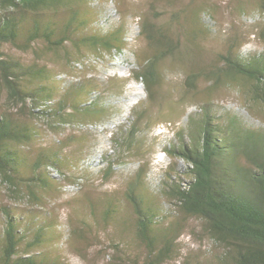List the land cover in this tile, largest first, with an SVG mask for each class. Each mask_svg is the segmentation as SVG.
<instances>
[{"label": "rangeland", "instance_id": "obj_1", "mask_svg": "<svg viewBox=\"0 0 264 264\" xmlns=\"http://www.w3.org/2000/svg\"><path fill=\"white\" fill-rule=\"evenodd\" d=\"M72 9L79 10L90 23L75 40L120 26L125 36L123 50L108 51L71 41L56 46L45 38L29 48L10 43L2 47L7 57L27 66H45L44 82L56 86L61 97L72 85L93 83L94 90L81 101L96 99L107 107L101 116H80L57 126L44 119L32 120L40 136L25 146V153L35 159L43 149L61 151L63 171L51 170L49 185L37 186L45 209L41 218L54 220L64 235L56 246H45L48 261L146 264L150 249L127 226L136 219L126 192L138 178L139 169L144 166V194L157 202L165 215L159 223L170 226L181 215L175 213L176 205L163 189L169 181L188 183L192 176L186 171L187 162L171 156L165 147L179 143L189 116L198 114L208 102L219 113H237L247 126L264 127V107L247 93L244 80L222 75L216 82L214 78L215 71L226 67L230 53H264V0H72L45 9L42 15H56L65 21ZM146 21L166 30L174 42L162 61L164 79L159 95L151 103L145 86L134 77L140 62L155 52L143 32ZM192 73L197 79L188 86ZM6 103L7 92L0 86V113L6 110ZM141 110L147 113L134 125ZM130 130L137 131V143L128 150L121 142ZM22 174L32 172L24 169ZM109 202L118 214L105 220ZM4 205L28 216L35 207L25 198L12 199L0 181V220ZM218 252L204 223L187 217L176 235L174 251L159 264L205 263Z\"/></svg>", "mask_w": 264, "mask_h": 264}, {"label": "trees", "instance_id": "obj_2", "mask_svg": "<svg viewBox=\"0 0 264 264\" xmlns=\"http://www.w3.org/2000/svg\"><path fill=\"white\" fill-rule=\"evenodd\" d=\"M71 1L0 0V86L7 92L6 110L0 113V181L12 199L25 198L35 206L29 210L30 216L18 215L10 205L2 206L0 264H55L59 261V258L48 261L45 246H56L62 235L54 220L41 218L45 209L37 186L49 185L51 170L63 171L61 151L43 149L35 159L25 153V146L40 136L32 120L44 119L57 126L61 122H74L80 116L95 118L107 111L96 99L81 101L84 94L94 90L93 83L72 85L61 97L56 86L44 82L47 79L45 66H27L7 57L2 50L5 43L29 48L43 38L56 46L71 41L108 51L123 50V27L87 35L77 41L79 32L90 25L79 10L72 9L65 21L56 15H42L45 9H56ZM30 13L35 17H30ZM143 32L155 52L140 62L134 77L145 86L151 103L159 95L164 79L162 61L174 42L166 30L157 28L151 21L144 23ZM261 35L264 38V29ZM224 65L225 68L214 72L216 82L222 75L244 80L247 93L264 107V53H230ZM37 79L39 82H34ZM196 79V73L190 74L187 85L193 86ZM146 113L147 110H141L134 125ZM134 132L127 131L121 142L128 150L137 143V131ZM165 151L185 160L186 171L192 176L188 183L169 181L163 189L165 196L176 205L175 213L178 211L181 217L170 226L159 223V218L164 219L165 215L159 204L144 194L147 187L142 177L144 166L126 192L136 219L127 226L148 245L151 262L147 259L146 264H159L174 251L176 235L187 217L200 219L219 249L212 259L199 264H264V127L247 126L237 113H219L206 102L198 114L189 116L179 143L169 144ZM27 168L32 174L23 175L22 170ZM108 205L105 220L115 216L113 202Z\"/></svg>", "mask_w": 264, "mask_h": 264}, {"label": "bare ground", "instance_id": "obj_3", "mask_svg": "<svg viewBox=\"0 0 264 264\" xmlns=\"http://www.w3.org/2000/svg\"><path fill=\"white\" fill-rule=\"evenodd\" d=\"M113 210H114V213H115V214H116V212L118 211L117 209H114V208H113ZM116 210H117V211H116ZM117 214H118V212H117ZM117 214H116V215H117ZM62 238H64V235L62 236Z\"/></svg>", "mask_w": 264, "mask_h": 264}, {"label": "clouds", "instance_id": "obj_4", "mask_svg": "<svg viewBox=\"0 0 264 264\" xmlns=\"http://www.w3.org/2000/svg\"><path fill=\"white\" fill-rule=\"evenodd\" d=\"M60 175V174H59Z\"/></svg>", "mask_w": 264, "mask_h": 264}]
</instances>
